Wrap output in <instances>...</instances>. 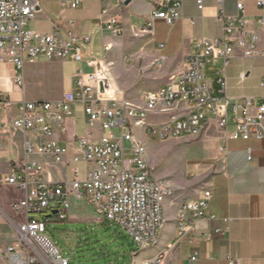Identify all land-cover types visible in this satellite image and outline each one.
Segmentation results:
<instances>
[{"label": "built area", "instance_id": "built-area-1", "mask_svg": "<svg viewBox=\"0 0 264 264\" xmlns=\"http://www.w3.org/2000/svg\"><path fill=\"white\" fill-rule=\"evenodd\" d=\"M201 1L196 0V3L200 5ZM40 3L41 0H0V63L8 62L20 70L24 63L37 62L44 57L51 61L84 63L92 71L78 68L70 90L58 101L18 103L19 116L12 121V127L23 134L24 157L38 154L49 156L55 164L62 162L66 149L48 138L54 127L65 129L73 115L72 106L82 107L88 130L100 123L106 134L97 142L87 140L90 132L77 138L78 152L71 159V182L49 184L43 176L44 167L24 158L14 163L6 175L0 176V189L10 187L22 192V198L10 202L7 208L8 212L21 217L20 222L12 223L16 245L6 246L0 255L6 264H68L44 232L52 217L59 221L67 219L69 198L85 200L94 214L122 228L136 249L149 244L157 236V226L162 223L158 197L171 190L167 183L153 180L147 164L141 160L138 143H134L126 128V118H135L138 122L158 119L157 128L146 130L158 139L171 140L182 134L200 138L213 123L222 134L225 146L228 141L264 142V97L227 96L226 70L235 43L243 50V58L262 59L261 87L264 89V54L256 51L255 39L247 46L241 38L246 24L242 17L243 2L240 0L236 5L238 14L227 16L221 12L217 17L222 28L220 39L194 41L181 69L170 77L162 90L144 93L139 104L127 101L118 88H112L111 63L107 56L111 48L109 43L103 44L101 58L96 61L85 58L84 45L89 42L88 37H77L69 32L63 36L58 33L41 35L27 29L38 13ZM77 3L67 2L71 9ZM255 6L264 11V0H256ZM182 11L183 0H161L149 14L142 32L151 36L157 20L168 27L173 26L181 19ZM263 22L264 17L258 19L259 24ZM104 29L112 37L122 35L115 20L107 22ZM206 65H213L212 79L204 77ZM13 83L22 86L18 75ZM0 102L6 108L9 106L1 88ZM229 123L233 125L232 131L227 130ZM225 149L223 146L219 152H225ZM246 159L252 160L249 148ZM76 163L84 165L82 180L74 167ZM211 196V183H207L195 201L176 207L178 229L167 250L185 241H208L219 232L196 231L197 222L212 219L206 215ZM1 214L8 218L6 211ZM38 251L45 259L39 257ZM197 259V252L189 257L191 262ZM228 260L229 264H238V261ZM151 264H157V260Z\"/></svg>", "mask_w": 264, "mask_h": 264}, {"label": "crops", "instance_id": "crops-1", "mask_svg": "<svg viewBox=\"0 0 264 264\" xmlns=\"http://www.w3.org/2000/svg\"><path fill=\"white\" fill-rule=\"evenodd\" d=\"M68 1H77L71 9ZM160 0H41L38 13L27 29L41 35L69 32L77 37H88L84 45L85 58L99 61L103 44L111 45L107 53L111 63L109 78L112 88H118L129 102L141 103L144 93L162 88L182 67L192 44L200 39H220L222 28L217 17L222 12L227 16L238 14L236 5L240 0H183L182 17L173 26L154 22L151 36L142 32L151 11ZM65 2V3H64ZM245 45L256 41V51L264 54V11L256 8V0H242ZM64 3V4H61ZM115 20L122 29L120 37H112L105 31L107 22ZM243 50L234 45V53L226 70L227 96L230 98H262L261 87L263 62L261 58H243ZM219 64V62H216ZM213 66V65H212ZM210 66L204 69L206 79H212ZM78 68L92 71L84 63L72 60L51 61L42 57L33 63H24L17 70L8 62L0 63V88L9 106L0 102V176L6 175L11 165L25 159L41 164L43 176L51 185L73 180L71 159L78 152L77 138L91 133L87 140L97 142L106 134L100 123L88 130L86 117L80 105L72 106V117L65 129L54 127L48 141L66 149L62 162L55 164L49 156L23 155V134L12 127L18 118L17 105L26 102H54L70 90L72 77ZM21 78L22 86H15L13 79ZM149 122L154 119H148ZM233 129L231 123L227 130ZM136 140L143 146L145 162L155 181L167 183L171 195L163 203V225L156 246L133 257V264L154 260L157 264H264V142L250 140L228 141L210 123L200 138L183 134L178 138L153 144L146 139L147 131L136 129ZM225 147L220 153L219 148ZM251 149L252 160L247 161L246 149ZM160 162L177 165L171 171ZM165 156V157H164ZM79 179L84 178V165H74ZM211 183L212 196L204 219L196 224L198 233H214L208 241H185L174 249L167 250L176 236V207L179 203L197 199L200 190ZM22 192L6 187L0 189V226L8 221L20 222L21 217L8 212L10 202H18ZM78 201V200H76ZM75 199L69 198L67 221L74 217ZM80 201V200H79ZM86 205L85 200H83ZM6 211L8 218L3 217ZM73 221V220H72ZM16 245L15 242H7ZM198 259L189 261L192 253ZM39 257L45 259L42 252ZM160 256V257H159ZM157 257V258H156ZM159 258V259H158Z\"/></svg>", "mask_w": 264, "mask_h": 264}, {"label": "rangeland", "instance_id": "rangeland-1", "mask_svg": "<svg viewBox=\"0 0 264 264\" xmlns=\"http://www.w3.org/2000/svg\"><path fill=\"white\" fill-rule=\"evenodd\" d=\"M209 67L206 65V69ZM204 77L208 75L204 74ZM145 137L153 144L166 141L150 134ZM160 158L159 156V166L164 165L171 171H177L175 167L177 165L170 163V160L162 163ZM11 166L7 170H10ZM73 211L74 217H70L68 221H59L52 217L51 221L46 223L44 232V235L58 249L61 257L68 260V264H133V257L138 252L147 250L136 249L122 228L94 214L83 200L75 202ZM0 232L1 252L9 245L7 242H15L17 237L8 221L0 226ZM0 264H6L2 255H0Z\"/></svg>", "mask_w": 264, "mask_h": 264}, {"label": "bare ground", "instance_id": "bare-ground-1", "mask_svg": "<svg viewBox=\"0 0 264 264\" xmlns=\"http://www.w3.org/2000/svg\"><path fill=\"white\" fill-rule=\"evenodd\" d=\"M158 4H161V0L158 2ZM160 90H162V88H160V89H158L156 91H160ZM157 126H158V119H154L153 121H150V122H149L148 119L141 120V122H138V121H135V118H126V128L129 129L130 136L134 138V143H138V145H139L140 157H141V160H143V164H146L145 159H144V148L136 140L134 132H135L136 129H142V127H145L144 130H154L155 128H157ZM186 135H189V134H186ZM160 140H166V139H160ZM170 195H171V192L165 193V195H159V197H158V205H160V217L162 219V223H161V225L157 226V236L152 238L151 242H149V244L142 245V247H137L138 250L143 251L145 249H148V248H151V247H154V246L157 245V243L159 241L158 240L159 239V233H160V230H161L162 225H163V208H162L163 207V203H164L165 198L170 196ZM182 205H184V202L183 203H179L177 207H181ZM177 229H178V221H176V230ZM175 238H176V236H175ZM168 247H170V244L168 245ZM151 262H156V259L144 261L141 264H151ZM157 263H158V261H157Z\"/></svg>", "mask_w": 264, "mask_h": 264}]
</instances>
